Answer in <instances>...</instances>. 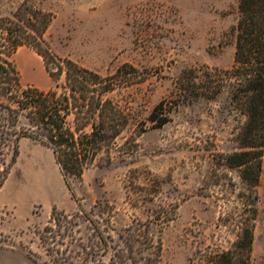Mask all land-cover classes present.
Here are the masks:
<instances>
[{
	"label": "rangeland",
	"instance_id": "374dc122",
	"mask_svg": "<svg viewBox=\"0 0 264 264\" xmlns=\"http://www.w3.org/2000/svg\"><path fill=\"white\" fill-rule=\"evenodd\" d=\"M25 1L0 0V17ZM31 1L54 15L46 39L57 55L104 75L125 64L144 72L127 94L147 131L124 162L118 149L111 166L71 180L75 198L49 148L22 138L9 170L14 150L7 148L0 249L24 250L32 264H209V252L231 248L253 197L238 170L215 172L214 158L238 150L243 119L227 91L182 104L178 87L185 70L232 67L239 0ZM12 59L24 85L53 86L31 48ZM162 101L169 122L157 128L148 119L163 116L155 111ZM261 162L251 264H264V147Z\"/></svg>",
	"mask_w": 264,
	"mask_h": 264
},
{
	"label": "trees",
	"instance_id": "16d2710c",
	"mask_svg": "<svg viewBox=\"0 0 264 264\" xmlns=\"http://www.w3.org/2000/svg\"><path fill=\"white\" fill-rule=\"evenodd\" d=\"M238 8L232 67L185 70L178 87L182 104H191L199 98L215 99L227 91L231 110L243 119L235 137L238 150L215 156L214 170L239 171L250 201L253 197L251 207L245 210L250 216L239 222L237 240L231 248L209 252L206 256L209 264H251L254 244L252 221L257 209L253 205L257 200L264 147V0H239ZM53 19V13L31 0L23 2L11 16L0 17V158L13 145L9 170L20 154L22 138L40 143L53 152L75 198L71 180H81L94 166H111L118 149L121 162L137 150L136 137L147 131V123L138 120L127 92L143 83L147 76L129 64L104 75L57 55L46 39ZM21 47L31 48L43 59L53 81L51 88L43 90L22 83L12 59ZM165 105L162 101L155 109L162 111V117L153 113L148 119L157 128L169 122ZM122 138L126 139L120 146L118 140ZM8 173L6 170L4 175L0 174L3 178L0 186ZM213 185H219V181ZM57 213L53 211L50 222L57 220ZM158 244L160 256V239Z\"/></svg>",
	"mask_w": 264,
	"mask_h": 264
},
{
	"label": "crops",
	"instance_id": "0c3cea01",
	"mask_svg": "<svg viewBox=\"0 0 264 264\" xmlns=\"http://www.w3.org/2000/svg\"><path fill=\"white\" fill-rule=\"evenodd\" d=\"M0 264H32V262L24 250L0 249Z\"/></svg>",
	"mask_w": 264,
	"mask_h": 264
}]
</instances>
